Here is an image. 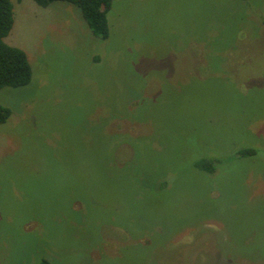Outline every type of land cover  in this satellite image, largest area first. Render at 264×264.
Instances as JSON below:
<instances>
[{
    "label": "rangeland",
    "instance_id": "1",
    "mask_svg": "<svg viewBox=\"0 0 264 264\" xmlns=\"http://www.w3.org/2000/svg\"><path fill=\"white\" fill-rule=\"evenodd\" d=\"M11 3L0 264H264V0Z\"/></svg>",
    "mask_w": 264,
    "mask_h": 264
},
{
    "label": "trees",
    "instance_id": "2",
    "mask_svg": "<svg viewBox=\"0 0 264 264\" xmlns=\"http://www.w3.org/2000/svg\"><path fill=\"white\" fill-rule=\"evenodd\" d=\"M41 7H47L55 1L69 3L79 9L89 31L95 37L105 40L109 34L107 13L112 0H33ZM13 25L11 0H0V89L19 88L27 85L31 79V68L26 54L4 42ZM10 116V110L0 105V123ZM242 156L253 155L251 149L239 151ZM200 160L195 165L200 170L210 171L211 165Z\"/></svg>",
    "mask_w": 264,
    "mask_h": 264
}]
</instances>
